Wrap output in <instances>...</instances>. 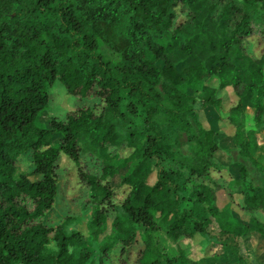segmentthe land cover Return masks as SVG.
Returning a JSON list of instances; mask_svg holds the SVG:
<instances>
[{
  "label": "trees",
  "instance_id": "16d2710c",
  "mask_svg": "<svg viewBox=\"0 0 264 264\" xmlns=\"http://www.w3.org/2000/svg\"><path fill=\"white\" fill-rule=\"evenodd\" d=\"M222 2L0 0V264H96L84 235L68 229L78 217L45 223L59 195L62 156L89 186L83 208H96L93 237L109 208L122 252L142 233L136 264H252L245 250L252 235L264 239V220L256 215L264 213V187L241 166L230 194L241 195L251 217L236 220L231 206H218L209 178L228 147L264 176L258 137L264 130V47L255 58L245 45L253 36L264 43V0ZM180 9L186 13L181 21ZM58 82L73 97L101 99V111L81 106L41 127ZM189 87L201 92L189 95ZM228 88L237 103L226 113L234 131L224 145L217 140L222 131L206 128L200 111L212 107L222 121L220 93ZM177 133L186 135L189 154L176 149ZM122 146L138 162L121 183L126 198L116 204L111 161L120 155L112 149ZM88 154L102 161L101 175L82 169ZM26 157L30 171L19 166ZM162 236L172 244L166 250ZM196 238L218 252L193 259L180 242ZM113 250L102 247L101 264ZM257 261L264 264V253Z\"/></svg>",
  "mask_w": 264,
  "mask_h": 264
},
{
  "label": "rangeland",
  "instance_id": "374dc122",
  "mask_svg": "<svg viewBox=\"0 0 264 264\" xmlns=\"http://www.w3.org/2000/svg\"><path fill=\"white\" fill-rule=\"evenodd\" d=\"M219 6H223V0H215ZM185 11L179 10L178 19L183 20L185 17ZM248 52L255 58L260 57L263 51L264 43L259 36H253L248 39L245 43ZM183 67V66H182ZM181 67V69H182ZM189 95H198L201 91L199 87H189L187 89ZM51 104L50 109L44 114L39 124L41 127H47L53 118L64 119L69 111L75 110L81 106H90L101 111L103 102L99 98L87 97L85 99H79L70 95L67 89L60 83H56L55 86L50 90ZM220 97L223 98V120L219 121L218 114L215 109L208 107L207 109L200 111L201 122L206 128H213L214 130L222 131L224 136L217 138L220 143L225 145V140H229L233 134V128L229 125L226 120V113L228 109L237 103V97L234 91L230 88L223 90L220 93ZM250 116L248 120V128H253L252 118L254 117L253 110H248ZM259 143L262 147L260 150V158L264 162V132L260 131L258 134ZM228 138V139H227ZM176 141V149H179L184 154H189L190 149L188 140L185 134L177 133L173 136ZM58 140L55 143L58 145ZM231 144V143H229ZM225 153L218 154L219 161L216 167L210 170V180L217 185V203L220 208L230 207L233 209L236 220H248L251 215L243 210L242 197L238 193L234 196L230 194V184L234 179L239 177L240 168L245 165L248 169L249 180L256 185L264 187V176L259 173L253 166L251 161L243 159L237 150L225 148ZM113 154L120 155L111 161V164L116 167V171L113 175L112 182L113 186L117 188V194L114 199V203L120 204L124 201L128 194V189L121 188L123 179L132 171L138 162L137 156H130L132 150L126 146L120 148H113ZM128 157V158H127ZM127 158V159H125ZM19 166L23 170L30 171V158L26 157L19 161ZM103 168L102 161L96 157L88 154L82 156V169L94 175H101ZM18 170L16 178H19L23 170ZM57 172L60 175L61 185L60 191L57 198L54 209L46 217L45 223L50 226L59 224L62 219L66 216L78 217L77 221L69 225V230L80 231L85 239L87 240V246L93 251V261L96 264H101V250L103 246H108L114 249L111 253L104 255L102 264H136V259L139 254V250L143 246V235L138 232L137 243L134 248L122 252V247L119 245L121 238L116 233L113 227L114 212L109 208V219H107L103 225L102 230L98 236H92V227L90 220L94 215L96 208H83V203L86 201L89 195V186L85 184L79 175L77 166L66 156L60 158ZM156 174L152 175L149 183L151 185L156 182ZM39 178L33 177L32 180L36 181ZM257 217L264 220V213H256ZM250 248L245 250L252 264H258V258L264 253V239L260 235H252L250 238ZM159 243L162 249L169 248L172 244L164 239L159 238ZM180 245L184 247L189 255L195 260L203 261L206 257H212L214 252H218V247L212 250L209 247V243L202 238H196L194 240H183Z\"/></svg>",
  "mask_w": 264,
  "mask_h": 264
},
{
  "label": "crops",
  "instance_id": "0c3cea01",
  "mask_svg": "<svg viewBox=\"0 0 264 264\" xmlns=\"http://www.w3.org/2000/svg\"><path fill=\"white\" fill-rule=\"evenodd\" d=\"M262 132H264V130H262ZM260 144V143H259Z\"/></svg>",
  "mask_w": 264,
  "mask_h": 264
}]
</instances>
